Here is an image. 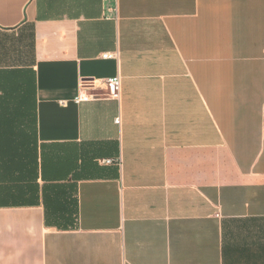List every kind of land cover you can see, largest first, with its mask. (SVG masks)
<instances>
[{
  "label": "crops",
  "instance_id": "crops-1",
  "mask_svg": "<svg viewBox=\"0 0 264 264\" xmlns=\"http://www.w3.org/2000/svg\"><path fill=\"white\" fill-rule=\"evenodd\" d=\"M0 264H264V0H0Z\"/></svg>",
  "mask_w": 264,
  "mask_h": 264
},
{
  "label": "built area",
  "instance_id": "built-area-1",
  "mask_svg": "<svg viewBox=\"0 0 264 264\" xmlns=\"http://www.w3.org/2000/svg\"><path fill=\"white\" fill-rule=\"evenodd\" d=\"M114 1H115V9L117 10V1L118 0H114ZM117 56H118V54L116 52H107V53L103 54V57H105V58H115ZM104 83L106 86L105 96L107 98H114V99L120 98L122 79L119 75L106 79ZM94 97H95V95L92 94L91 92H89L87 88H82L80 90V93L78 94V96L75 98V102L80 103L84 100H89V99H92ZM120 121H121L120 117L116 119V122L120 123ZM103 162L105 164H111L114 162L120 163L121 160L105 159V160H103Z\"/></svg>",
  "mask_w": 264,
  "mask_h": 264
}]
</instances>
